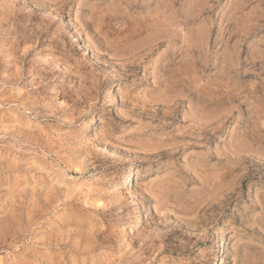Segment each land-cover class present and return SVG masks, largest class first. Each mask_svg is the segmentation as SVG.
I'll return each mask as SVG.
<instances>
[{"label": "rangeland", "instance_id": "obj_1", "mask_svg": "<svg viewBox=\"0 0 264 264\" xmlns=\"http://www.w3.org/2000/svg\"><path fill=\"white\" fill-rule=\"evenodd\" d=\"M0 264H264V0H0Z\"/></svg>", "mask_w": 264, "mask_h": 264}, {"label": "clouds", "instance_id": "obj_2", "mask_svg": "<svg viewBox=\"0 0 264 264\" xmlns=\"http://www.w3.org/2000/svg\"><path fill=\"white\" fill-rule=\"evenodd\" d=\"M157 102H159V101H157ZM199 126H200V125L197 124V123L195 122V120L193 121V124L190 125V127H193V128H196V127H199ZM105 135H106V130H105V129H101V131L97 134V138H98V139H103V138H105ZM115 139H120V138H119V137H116ZM139 162H140V158H139V157H134V158H132V159L129 161V164L132 165V166H136V165L139 164ZM137 173L143 175V177H144L145 179H147L148 172H147L146 169H143V168H141V167H138V168H137ZM136 196L142 198V197H143V193H142L141 191H137V192H136Z\"/></svg>", "mask_w": 264, "mask_h": 264}, {"label": "bare ground", "instance_id": "obj_3", "mask_svg": "<svg viewBox=\"0 0 264 264\" xmlns=\"http://www.w3.org/2000/svg\"><path fill=\"white\" fill-rule=\"evenodd\" d=\"M73 31H74V30H73ZM74 34H75V32H74ZM73 36H74V35H73ZM75 39H76V38H75ZM83 47H84V49H85L86 51L89 50L85 44L83 45ZM85 53H86V52H85ZM125 182H126V180H125ZM124 184H125V183H124ZM217 259H218V258H217ZM217 259H216V260H217ZM218 260H219V259H218ZM219 261H220V260H219Z\"/></svg>", "mask_w": 264, "mask_h": 264}]
</instances>
